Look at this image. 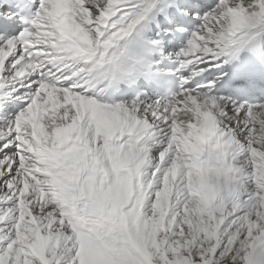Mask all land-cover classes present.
<instances>
[{
	"label": "snow or ice",
	"instance_id": "obj_1",
	"mask_svg": "<svg viewBox=\"0 0 264 264\" xmlns=\"http://www.w3.org/2000/svg\"><path fill=\"white\" fill-rule=\"evenodd\" d=\"M0 264H264V0H0Z\"/></svg>",
	"mask_w": 264,
	"mask_h": 264
}]
</instances>
